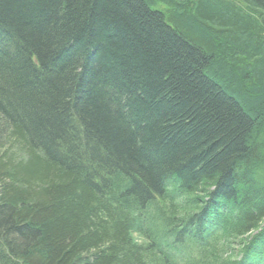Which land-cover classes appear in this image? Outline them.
Listing matches in <instances>:
<instances>
[{"label": "trees", "instance_id": "1", "mask_svg": "<svg viewBox=\"0 0 264 264\" xmlns=\"http://www.w3.org/2000/svg\"><path fill=\"white\" fill-rule=\"evenodd\" d=\"M0 110V261L264 264V0H0Z\"/></svg>", "mask_w": 264, "mask_h": 264}, {"label": "bare ground", "instance_id": "2", "mask_svg": "<svg viewBox=\"0 0 264 264\" xmlns=\"http://www.w3.org/2000/svg\"><path fill=\"white\" fill-rule=\"evenodd\" d=\"M3 116H4V114L0 110V118H2L4 120ZM70 123H71V125H73L74 128H77L79 125H82L80 119L77 117V115L75 113L71 114V122ZM6 130H7V128L4 125V128L0 130V137L5 138ZM70 135H71V133H70ZM0 158H2V157L0 156ZM154 195H155L154 198L153 197L151 198V201H153V203H150L149 206H146L145 207L146 210H150V209L157 210V209H162L164 207V202L162 199L163 198V192L161 191V192H158ZM166 195H167V197L169 196L168 194H166ZM155 202H156V204H155ZM154 205H156L157 208ZM223 210L225 211V215L232 219L233 215H231V211H232L231 208L228 207V208L223 209ZM215 213H218L219 215H221L222 208L220 207V204L218 205V207H216V209H214L213 214H212V212H210L211 217H214L216 215ZM234 214H235L234 217L236 218L237 214L235 212H234ZM144 221H146V220H144ZM263 225H264V220L262 221V224H258V226L260 228H256V229L252 230L248 234V237L251 238L252 235H256V236L259 235L263 231V228H261ZM140 227H141L142 231H139L138 234L132 233V235H131V238H132V241L134 242V244L141 245V244H144L146 242H150V241L152 242L151 236H154L155 239H157V237H159V241L163 246L162 247L163 252L169 253L170 255H174L175 251H173L171 248H169V245H172V246L176 245L177 241H178V237L182 238L184 242H185L184 239H186L185 238L186 236L185 237L179 236L180 233L177 230L176 231L169 230L167 233L162 232V230H163L162 225H159L158 228L157 227L154 228L150 224H148V222H143L142 225H140ZM207 228L208 229L211 228L210 224L207 225ZM144 231L147 233H145ZM183 231L188 234L189 227H184ZM205 236L206 237H212V242L217 237H218L219 241H221V239L223 238V233L221 231L218 232V231L213 230V231H208L207 233H205ZM188 241H191V238H189ZM219 255H220V258H222V259L224 258V260H227L226 257L234 258V256H231V255L226 256V255H228V253L225 254L224 252H220ZM222 259H219V260L222 261ZM239 261H237V262H239ZM0 264H17V263L15 262V260L13 258L5 257L4 259H2L0 261ZM169 264H173L172 261Z\"/></svg>", "mask_w": 264, "mask_h": 264}, {"label": "rangeland", "instance_id": "3", "mask_svg": "<svg viewBox=\"0 0 264 264\" xmlns=\"http://www.w3.org/2000/svg\"><path fill=\"white\" fill-rule=\"evenodd\" d=\"M2 42V41H1ZM71 127L73 128V125H71ZM255 235H252L251 237H254Z\"/></svg>", "mask_w": 264, "mask_h": 264}]
</instances>
